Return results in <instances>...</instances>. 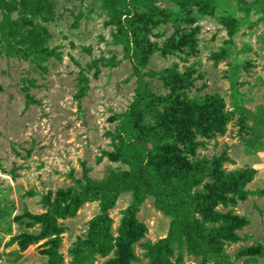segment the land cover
I'll return each mask as SVG.
<instances>
[{
    "label": "rangeland",
    "instance_id": "rangeland-1",
    "mask_svg": "<svg viewBox=\"0 0 264 264\" xmlns=\"http://www.w3.org/2000/svg\"><path fill=\"white\" fill-rule=\"evenodd\" d=\"M196 2L2 0L0 264H47L52 238L58 264L117 258L115 250L102 256L87 244L99 200L81 203L72 215L61 210L78 182L116 178L128 169L115 131L139 76L149 71L155 94L206 108L193 114L190 126L174 111L160 110L158 122L148 118L155 127L150 144L166 169L199 172L196 162L220 158L226 171L252 172L245 185L251 194L216 207L245 217L241 239L206 243L201 254L189 251L185 240L176 242L166 264H264V0H215L212 9ZM129 19L157 45L140 65L120 39V24ZM214 99L227 123L224 132L207 136V102ZM209 182L204 174L192 191L205 193ZM135 197L136 184L129 183L110 207L114 237ZM45 213L55 216L57 230L27 243L43 232L35 217ZM136 216L146 231L132 244L130 264H152L143 243L167 237L172 216L149 193Z\"/></svg>",
    "mask_w": 264,
    "mask_h": 264
},
{
    "label": "trees",
    "instance_id": "trees-1",
    "mask_svg": "<svg viewBox=\"0 0 264 264\" xmlns=\"http://www.w3.org/2000/svg\"><path fill=\"white\" fill-rule=\"evenodd\" d=\"M196 1L202 3L201 0ZM214 2L215 0H205L204 5L212 9ZM120 39L133 47L137 53L138 65L147 62L149 55L157 49L155 43L140 34L137 25L131 19L120 24ZM146 76L152 77L154 73L149 71L139 76L138 91L128 108L119 115L115 131L119 140V156L127 163L128 169L119 173L116 178L78 182L79 189L69 197L68 204L61 210L63 215H72L85 201L101 202V213L90 222L87 244L102 256L115 250L117 258L107 264H130L136 259L132 244L143 237L146 231L145 225L136 216L144 193L153 195L157 204L168 210L172 216L171 233L167 237L156 243H143L152 257V264H166L167 254H173L171 248L176 242L182 243L185 240L189 251L201 254L206 243L213 247L222 241L240 240L238 230L246 224L245 217L231 211L221 212L216 207L220 203H235L237 199L243 200L251 194L245 189V185L252 178V172L226 171L222 168V159L207 158L196 162L199 172L184 174L180 167L177 171L175 168L166 169L164 162L159 160L161 151L159 153L157 146L152 147L150 144L155 127L148 118L151 117L158 122L162 114L160 110L174 111L180 113L184 126H190L195 125L193 114L206 111V108L187 98L180 101L155 94ZM214 107L215 112L212 111ZM226 123L227 118L221 111L219 100L207 102V136H212L215 132H224ZM197 131H200V128ZM174 167H177V164ZM204 174L211 179L206 192L203 194L193 192V187L200 184ZM129 183L136 184V197L123 211L119 236L114 237L111 233L112 218L108 211L122 189ZM196 213H199L201 218H197ZM35 219L42 222L43 232L40 236L29 235V238H26L27 243L51 236L57 230L53 214L45 213L36 216ZM50 243L47 264H58V241L52 238Z\"/></svg>",
    "mask_w": 264,
    "mask_h": 264
}]
</instances>
